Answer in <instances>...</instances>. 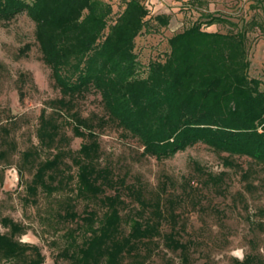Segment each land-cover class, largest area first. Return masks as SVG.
Instances as JSON below:
<instances>
[{"label":"trees","instance_id":"16d2710c","mask_svg":"<svg viewBox=\"0 0 264 264\" xmlns=\"http://www.w3.org/2000/svg\"><path fill=\"white\" fill-rule=\"evenodd\" d=\"M204 1L198 0L201 7ZM122 2L116 14L105 0H0V23L25 14L35 24L42 61L61 94L49 102L51 113L42 111L37 130L41 149L56 154L34 164L28 191L34 197L40 189L51 195L76 180L75 198L103 207L102 215L89 209L81 215L75 198L67 202L63 218L81 222L78 229L84 230L81 241L77 229L68 233L59 258L69 264H147L161 246L192 264L195 241L185 240L179 212L187 199L168 192V178L151 190L139 179L130 182L129 174L112 164L103 165L100 138L114 126L139 143L145 158L164 161L202 144L228 155L229 167L242 170L232 159L239 157L264 169V82L251 76L250 59V33L258 29L264 36V21L240 25L206 10L168 39L163 57L145 65L138 39L151 29L168 28L172 16H152L143 0ZM214 25L228 31L207 29ZM90 93L100 95L102 113L84 117L77 106ZM63 118L71 121L73 137L83 140L76 152L67 149L71 138L63 132ZM37 156L38 149L23 153L26 164ZM68 158L75 175L64 169ZM208 175L210 186L222 184L223 178ZM243 177L248 191L258 189L250 169ZM0 224L5 230L0 264L45 263L39 247L21 241L27 230L22 224L8 217ZM256 227L264 230V222ZM251 243L246 258L233 264H264L257 242Z\"/></svg>","mask_w":264,"mask_h":264},{"label":"rangeland","instance_id":"374dc122","mask_svg":"<svg viewBox=\"0 0 264 264\" xmlns=\"http://www.w3.org/2000/svg\"><path fill=\"white\" fill-rule=\"evenodd\" d=\"M114 13L123 9L122 0H105ZM151 15L172 16L170 26L159 32H145L137 41V53L143 64L161 58L168 52V39L200 18L206 10L242 25L251 20L264 21V0H143ZM210 31L227 32L225 26L214 25ZM28 46H30L29 49ZM251 76L264 82V36L260 30L250 33ZM61 97L51 70L42 61L35 39V24L25 15L10 23H0V218H11L27 230L21 241L37 246L45 256L44 264H69L59 254L69 244L68 233L76 230L80 241L84 230L77 222L65 220L67 202L76 196V180L49 195L40 189L31 196L28 186L35 174L34 164L53 158L56 151L42 150L37 138L39 117L52 110L49 102ZM84 117L101 114V97L90 93L78 102ZM63 132L71 138L70 148L79 150L83 140L73 137L71 121L63 118ZM103 165L112 164L129 181L141 180L149 189L158 190L168 178V192L186 200L179 212L186 224L185 240L195 241L192 264H233L244 260L256 241L264 256V230L256 225L264 217V169L247 158H232L241 169L229 167L226 154H218L205 145H197L175 157L158 161L142 156L139 143L114 126L105 129L100 138ZM38 149L36 162L26 164L23 153ZM6 154V156H5ZM196 164L200 169H197ZM63 168L75 175L72 160ZM68 167H71L69 170ZM250 169L251 181L258 189L247 190L243 174ZM208 174L223 178L218 187L208 184ZM196 197V201L194 199ZM197 202V203H196ZM75 210L83 215L89 210L104 209L95 200H74ZM0 231L4 228L0 224ZM2 264H10L3 262ZM147 264H184L179 254L161 246Z\"/></svg>","mask_w":264,"mask_h":264}]
</instances>
